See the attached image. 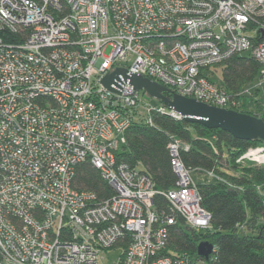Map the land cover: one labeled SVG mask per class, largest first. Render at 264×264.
Instances as JSON below:
<instances>
[{"label":"built area","instance_id":"2783aa9c","mask_svg":"<svg viewBox=\"0 0 264 264\" xmlns=\"http://www.w3.org/2000/svg\"><path fill=\"white\" fill-rule=\"evenodd\" d=\"M234 56L264 76V0H0V264H105L110 253L115 264H191L169 249L180 221L210 229L180 158L190 146L169 145L177 183L166 193L119 157L136 117L182 118L144 90L118 95L101 81L123 68L235 111L249 90L233 97L211 72ZM84 163L110 198L74 187ZM237 164L264 166V146ZM157 194L169 212L155 210Z\"/></svg>","mask_w":264,"mask_h":264},{"label":"trees","instance_id":"16d2710c","mask_svg":"<svg viewBox=\"0 0 264 264\" xmlns=\"http://www.w3.org/2000/svg\"><path fill=\"white\" fill-rule=\"evenodd\" d=\"M221 69V85L233 97L262 77L263 66L248 56H234ZM165 95L171 99L174 93ZM159 102V105L163 104ZM259 111H263L260 104ZM237 112L264 120L263 114H254L241 108ZM152 124L136 117L126 135L127 144L120 159L132 167H140L152 179L155 189L168 192L175 188L177 176L172 168L169 145L178 140L190 146L181 151L180 158L191 171L212 173L216 182L198 185L202 207L211 214L210 229L195 231L183 221L170 227L169 249L191 264H264V166L240 168L237 160L253 147L264 146L261 141L235 139L221 130H209L200 124L175 120L159 113L152 114ZM234 169L238 176L223 171L222 162ZM81 191H90L105 200L113 195L100 172L89 163L80 165L73 183ZM154 208L159 213L169 212L166 197L157 194ZM248 235H239L240 229ZM209 241L216 247L211 260L206 262L197 255V245Z\"/></svg>","mask_w":264,"mask_h":264},{"label":"water","instance_id":"95a60500","mask_svg":"<svg viewBox=\"0 0 264 264\" xmlns=\"http://www.w3.org/2000/svg\"><path fill=\"white\" fill-rule=\"evenodd\" d=\"M108 74L101 83L111 92L119 95L124 86L129 84L136 91L144 90L151 98L160 101L168 109L180 115L185 122L200 124L209 130L227 132L238 140L264 143L263 119L246 113L210 106L175 93L169 99L165 95V93H169L167 88L123 68H116L113 73ZM215 249L216 247L212 242L203 241L197 245V255L209 262L215 253Z\"/></svg>","mask_w":264,"mask_h":264},{"label":"rangeland","instance_id":"374dc122","mask_svg":"<svg viewBox=\"0 0 264 264\" xmlns=\"http://www.w3.org/2000/svg\"><path fill=\"white\" fill-rule=\"evenodd\" d=\"M221 69L218 68L216 70L212 69V80L219 85L223 84V79H222V74H221ZM246 90H249V93H244L241 102L242 106L240 108H245L246 111L254 113V114H263V111H259L257 105L260 104L264 110V76L263 77H258L254 83L246 88ZM245 90V91H246ZM141 98L147 103H151L152 105L158 107L159 102L156 99L153 98H148L141 94ZM255 148V147H253ZM249 166V165H247ZM240 168H247L244 165H240ZM251 168L258 167V166H250ZM222 168L223 171L227 172L228 174L232 176H238V173L234 169H230L229 166L225 163V161L222 162ZM191 177L192 180L195 184L197 185H206V184H211L216 182V178L209 173H198L196 171L191 172ZM262 223L264 221H261ZM239 235H248L249 232H247V229H240L238 231ZM119 256V253L117 254H112L110 253L108 256L104 257L105 264H115L114 262L117 260V257Z\"/></svg>","mask_w":264,"mask_h":264}]
</instances>
